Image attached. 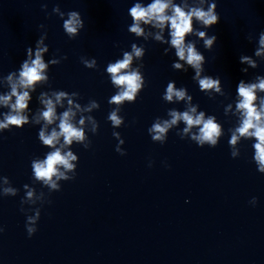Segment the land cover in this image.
I'll return each instance as SVG.
<instances>
[{
    "label": "water",
    "instance_id": "water-1",
    "mask_svg": "<svg viewBox=\"0 0 264 264\" xmlns=\"http://www.w3.org/2000/svg\"><path fill=\"white\" fill-rule=\"evenodd\" d=\"M215 2L218 24L205 28L193 20L194 29L216 35L212 48L206 49L204 38L195 33L185 43L193 42L204 56L200 77L219 78V92L200 89L195 70L170 45L167 27L161 33L141 22L143 36L129 31L131 7L152 0H0V95L11 91L7 77L15 73L14 80L18 78L29 48L35 58L42 36L48 65V80L28 89V123L0 130V189H16L15 195L0 191V264H264V173L254 161L256 140L241 137L234 146L236 157L229 143L241 119L236 110L239 82L257 83V77H264V54H255L264 31V0ZM57 5L64 19L69 11L81 14L85 26L74 39L52 11ZM158 33L163 41L155 39ZM133 44L144 49L130 65L140 72L144 86L135 101L111 104L118 88L106 67L123 59ZM241 56L250 57L256 67L241 63ZM81 58L94 59L95 66L85 67ZM174 63L183 67L175 69ZM169 82L186 91L184 100L163 99ZM59 91L71 96L78 127L81 116H91L98 126L93 132L85 119V141L63 149L77 156L75 169L66 173L72 179H60L58 188L51 189L34 178L31 164L52 151L38 138L44 125L43 120L35 122L44 110L41 94L54 99L53 92ZM256 95L259 105L264 92ZM92 100L99 107L90 112L74 107L85 108ZM69 107L62 100L57 116ZM191 107L221 126L215 147L198 146L191 138L198 127L184 133L183 121L168 129L163 143L152 140L148 130L153 123L170 120L171 110ZM117 108L123 122L113 127L108 115ZM10 110L0 105V120ZM58 123L48 125L47 132L59 130ZM118 145L125 155L116 151ZM28 190L34 192L32 200ZM252 197L257 198L255 206ZM37 210V231L29 237L27 217Z\"/></svg>",
    "mask_w": 264,
    "mask_h": 264
},
{
    "label": "clouds",
    "instance_id": "clouds-1",
    "mask_svg": "<svg viewBox=\"0 0 264 264\" xmlns=\"http://www.w3.org/2000/svg\"><path fill=\"white\" fill-rule=\"evenodd\" d=\"M205 4L207 7L204 6ZM46 9L47 4H43L42 10ZM216 9L217 3L215 0H194V4L191 6L187 3L183 5L174 4L172 0H152V3L147 6L137 3L129 10L133 20L129 31L135 33L137 36H143L144 30L140 26L141 22L143 24H151L153 27L160 29L161 33L167 27L171 38L170 45L175 49V54L179 60L185 61L195 70L196 75L194 79L198 80L200 89H215L219 92V78L200 77L202 64L205 59L204 56L197 51L193 42L185 43L186 36L195 33V35L204 38V46L206 49L210 50L212 48L217 40L216 35L206 36L205 31L194 29L193 20L205 28H212L220 21V15ZM52 11L58 13L63 20V29L69 39H74L78 31L85 26L84 20L78 11H69L67 13V19H64L65 13L60 11L59 5L55 6ZM40 27H44V25H40ZM43 39L44 37L42 36L37 41L34 59L31 58L32 49L29 48L27 50L29 59L23 61L18 78L14 80L15 73H11L7 77L11 91L8 94L0 95V105L9 107L11 110L4 114L3 120H0V130L9 129L10 126L20 127L28 123V117L24 115V111L28 108V101L31 98L28 89L34 90V86L37 83L48 80L45 74V69L48 65L43 60V53L47 51V47L43 46ZM155 39L163 41V37L159 33L155 36ZM258 44L259 47L255 54L260 56L264 54V31L259 33ZM143 54L144 49L133 44L131 46V52L123 53V59L107 65L106 72L110 74L111 83L118 88V92L110 98L109 103L120 105L125 101H135L138 92L144 86V81L140 72L137 69H132L130 65L134 57L140 58ZM63 59H67V56H64ZM81 62L87 68L94 67L96 63L94 59L89 61L83 58H81ZM240 62L248 63L252 67H256L255 62L248 56H241ZM50 63L56 64L59 61L53 60ZM182 67L183 65L180 63L173 64V68L175 69H181ZM242 71H247V69H242ZM257 81V83L251 84H245L241 81L237 86L239 101L236 104V110L240 113L241 119L239 127L233 131L229 143L233 146L231 156L236 157L238 152L234 149V146L237 141L241 137H254L256 140V143L253 145L255 149L254 161L257 165V170L260 173H264V97L259 98V105L255 103L257 101V90L264 92V77H257ZM75 95L76 93H72V96ZM52 96L54 99L48 97L47 94H41L40 100L44 105V110L35 118L36 123H40L41 120L44 121V125L38 133V138L43 145L52 148V151L47 153L46 158L43 160H33L31 167L36 180L42 181L51 189H57V181L60 179H72L66 173L73 171L76 167L72 162L77 160V156L71 151H64L63 149L71 145L74 141L78 143L85 141V132L82 127L85 124V119L92 123L91 130L93 132L96 131L98 125L91 116L86 118L81 116L78 121L80 127H78L73 122L76 112L73 111V100L71 96L65 91L53 92ZM13 97H15L14 103L12 102ZM174 97L176 100H184L186 91L182 88L176 89L174 84L169 82L163 99L172 101ZM64 99H67L70 107L57 116L56 105L61 104V101ZM188 99L191 100V97H188ZM74 107L81 112H90L93 108H98L99 105L95 100H92L85 108H81L79 104H76ZM118 111V108L114 109L108 115V120L111 121L113 127H119L123 122L122 118L118 115ZM169 115L171 117L170 120L155 122L149 128L148 131L153 141L163 143L168 129L176 125L178 121H183L186 125L183 130L184 133H189L193 127H198V134H193L191 137L196 141L198 146H203L205 143L210 147L217 145L222 132L221 126L215 121L214 117L209 116L205 119L203 112L197 114L196 107H191L184 112L171 110ZM57 120H59L57 126L59 130L54 127L50 133L47 132V126L54 124ZM113 135L121 144L124 142L120 139L119 133H113ZM61 138H63L62 144L60 143ZM84 146L86 148L88 147L87 144ZM116 151L120 155L126 154L119 148V145ZM151 166L152 163L150 162L149 167ZM4 183H8L7 178H4ZM27 187L25 185L26 189ZM0 191L4 195L16 194V189L12 187H4ZM26 195L28 200H32L34 192L28 190ZM250 203L255 206L257 198L252 197ZM38 220L39 210L36 211L34 216L27 217L26 230L29 237L37 231L35 225ZM0 231H3V229L0 228Z\"/></svg>",
    "mask_w": 264,
    "mask_h": 264
}]
</instances>
